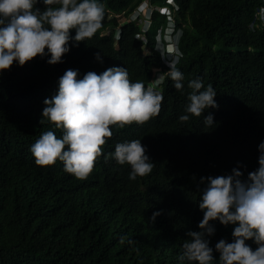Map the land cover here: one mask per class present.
Segmentation results:
<instances>
[{
  "label": "trees",
  "instance_id": "16d2710c",
  "mask_svg": "<svg viewBox=\"0 0 264 264\" xmlns=\"http://www.w3.org/2000/svg\"><path fill=\"white\" fill-rule=\"evenodd\" d=\"M143 1L101 0L102 27L78 47L73 43L62 63L49 64L50 54L37 56L0 75V264H188L178 257L186 233L200 230V177L238 167L246 176L258 167V145L264 142V26L255 13L264 0H175L184 90L165 77L157 87L164 97L160 114L143 125L113 126L87 179L66 173L59 161L35 163L30 148L41 133L61 135L47 119L40 121L44 100L57 94L66 70H79L83 78L89 71L122 66L133 82L146 86L168 71L158 35L165 45L169 17L153 10L144 30L146 23L136 22ZM149 3L162 6L167 0ZM37 7L47 6L40 0ZM197 77L217 92L220 107L209 110L213 128L205 127L203 116L178 119L189 103L188 82ZM134 139L142 140L156 166L132 181L130 166L109 153ZM212 223V247L220 239L232 241L233 225Z\"/></svg>",
  "mask_w": 264,
  "mask_h": 264
},
{
  "label": "clouds",
  "instance_id": "9594fccd",
  "mask_svg": "<svg viewBox=\"0 0 264 264\" xmlns=\"http://www.w3.org/2000/svg\"><path fill=\"white\" fill-rule=\"evenodd\" d=\"M39 2L0 0V75L14 63L23 67L37 56L50 54L49 64L62 63L73 43L78 47L102 27L105 5L101 0H43L47 6L44 10L37 7ZM144 4L145 0L136 9L137 14L141 15ZM166 7L172 4L151 5L143 22L147 25L144 30L151 22L152 11L167 14ZM172 32L174 37L169 30L164 38L167 55L162 57L168 71L160 72L147 86L139 80L133 82L127 68L122 66L107 68L99 74L89 71L83 78L79 70H66L59 78L57 94L44 100L40 121L43 124L47 119L61 135L51 130L41 133L30 148L35 163L52 166L59 161L66 173L87 179L104 155L103 147L113 137V126L122 129L134 123L143 125L157 117L164 99L157 87L164 78L170 77L177 91L184 90V74L177 68L183 57L179 47L181 34L175 33L174 28ZM96 59L103 63L99 52ZM187 86L191 90L189 103L179 121L185 123L191 117L203 116L205 127L213 128L214 114L209 110L220 107L216 90L211 84L205 87L201 77L192 79ZM205 112L208 114L204 115ZM258 150V167L246 176L238 167L229 174L200 177L198 207L203 219L198 225L199 231L186 233L188 238L182 245L179 261L214 264L219 253L218 264H264V142L258 145ZM147 151L142 140L134 139L117 143L109 157L120 165H129V179L135 181L137 177L151 174L156 166ZM161 214L162 210L154 212L150 221L154 223ZM213 221L234 226L231 242L220 239L211 246L210 238L216 233ZM248 241H253L256 248Z\"/></svg>",
  "mask_w": 264,
  "mask_h": 264
},
{
  "label": "built area",
  "instance_id": "2783aa9c",
  "mask_svg": "<svg viewBox=\"0 0 264 264\" xmlns=\"http://www.w3.org/2000/svg\"><path fill=\"white\" fill-rule=\"evenodd\" d=\"M167 2L172 4V7H166V12H167L168 17H169V15L171 14V12L173 10H178L179 6L175 0H167ZM255 20L257 22L261 23L262 26H264V4H262L260 7L257 8V11L255 13ZM170 21L171 20L169 18V23H170ZM253 24H254V22H252L251 25H253ZM159 46H160V44H159ZM161 47L162 48H160V51L163 53V57H165L167 54H166L165 47H164L163 43H162ZM169 59H170V57H169ZM164 63H165V60H164Z\"/></svg>",
  "mask_w": 264,
  "mask_h": 264
},
{
  "label": "rangeland",
  "instance_id": "374dc122",
  "mask_svg": "<svg viewBox=\"0 0 264 264\" xmlns=\"http://www.w3.org/2000/svg\"><path fill=\"white\" fill-rule=\"evenodd\" d=\"M151 7V5H150V3H149V0H145V4H144V6H143V8L141 9V15H140V17L139 18H137L136 19V22H139L140 20H142L143 22H145L146 21V14L149 12L148 10H149V8ZM176 10H173L172 12H171V14L169 15V18H170V23H168V25H167V29H166V34H165V36L166 35H168L169 34V30H171V35L173 36V32H172V30H173V28H174V22H173V18H174V12H175ZM121 22H124V17H122L121 18ZM174 37V36H173ZM158 42H159V44H160V48H162L161 46H162V42H161V40H160V36L158 35ZM168 46H169V44H168ZM167 46V47H168ZM161 73L160 72H158L157 74H156V76L157 75H160ZM155 76V77H156Z\"/></svg>",
  "mask_w": 264,
  "mask_h": 264
}]
</instances>
